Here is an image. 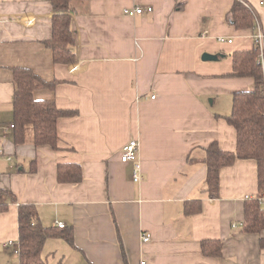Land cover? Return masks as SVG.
<instances>
[{"label": "crops", "instance_id": "crops-1", "mask_svg": "<svg viewBox=\"0 0 264 264\" xmlns=\"http://www.w3.org/2000/svg\"><path fill=\"white\" fill-rule=\"evenodd\" d=\"M246 1L259 19L246 29L232 25L235 0L78 3L76 61L64 65L44 45L51 0H0V264H20L6 246L19 247L20 205L34 206L44 227L72 233V245L63 236L46 240L48 264H264V230L244 229L247 203L259 199L264 209L256 161L222 168L218 198L209 196L204 163L214 143L236 151L225 117L235 93L255 89L253 78L232 76V54L253 50L261 34L264 65V0ZM135 7L153 12L124 14ZM16 68L58 81L35 99L77 113L58 120V149L36 147L31 130L15 143ZM132 139L141 182L133 181L135 164L121 162ZM61 164L80 165L81 182L60 183ZM193 200L201 210L188 214ZM204 241L222 242V254H204Z\"/></svg>", "mask_w": 264, "mask_h": 264}, {"label": "trees", "instance_id": "trees-1", "mask_svg": "<svg viewBox=\"0 0 264 264\" xmlns=\"http://www.w3.org/2000/svg\"><path fill=\"white\" fill-rule=\"evenodd\" d=\"M87 0H51L54 16L52 36L44 42L53 55L55 64L69 65L76 61L72 16L78 3ZM258 14L246 0H235L232 8V25L237 29L257 26ZM260 43L251 51H236L232 54L233 73L236 78H253L255 89L233 95L232 113L226 121L236 129L237 149L235 152L222 150L217 143L206 149L204 163L207 168L206 186L211 198L219 196L220 171L237 160H254L258 165L260 195L264 194V65L259 61ZM16 92L13 99L14 140L16 144L26 141L27 130H31L36 147L51 146L58 149V120L76 115L75 112L60 110L54 102L36 100L34 92L40 88H55L58 81L48 82L27 68L13 70ZM60 183L76 184L82 180V168L78 164H61L58 168ZM260 196V197H261ZM200 201H188L185 210L191 214L200 211ZM20 264H48L43 257L46 240L63 236L71 245L72 233H58L55 228L44 227L37 209L32 205H20L18 212ZM247 232L264 230V209L259 199L251 200L245 209ZM223 244L220 241H204L202 251L206 255L220 256Z\"/></svg>", "mask_w": 264, "mask_h": 264}, {"label": "built area", "instance_id": "built-area-1", "mask_svg": "<svg viewBox=\"0 0 264 264\" xmlns=\"http://www.w3.org/2000/svg\"><path fill=\"white\" fill-rule=\"evenodd\" d=\"M264 3V1H263ZM152 13L153 12V8L149 7L147 10H145L142 7H135V8H128L124 10V14L127 16H137V15H142L144 13ZM204 36H206V33L204 34ZM262 39V35L260 34L259 36L256 37V40L261 41ZM220 42L224 43L226 42L225 39L220 38L219 39ZM231 43V41H229ZM259 61L262 63V61L259 59ZM263 64V63H262ZM153 98H155V96H153ZM11 129H14V125L10 126ZM138 152H139V144L137 142V140L132 139L130 140L126 145L123 146L122 151H121V162L124 164H128V163H134L135 167H134V171H133V181L134 182H141L143 177H142V168L140 163L138 162ZM58 227L60 229L65 228L64 224H59ZM143 241L144 242H149L150 241V235H145L143 236ZM6 246H13L15 247L14 253L16 255H19L20 253V249L19 247H16V245L13 242H9L6 244ZM145 264V263H142Z\"/></svg>", "mask_w": 264, "mask_h": 264}, {"label": "water", "instance_id": "water-1", "mask_svg": "<svg viewBox=\"0 0 264 264\" xmlns=\"http://www.w3.org/2000/svg\"><path fill=\"white\" fill-rule=\"evenodd\" d=\"M202 59L204 61H213V60H217V57L209 54H204Z\"/></svg>", "mask_w": 264, "mask_h": 264}]
</instances>
